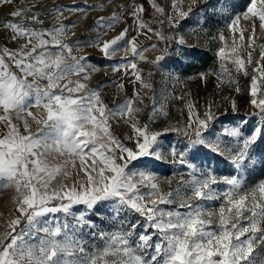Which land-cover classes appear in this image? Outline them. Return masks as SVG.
Here are the masks:
<instances>
[{"label": "snow or ice", "instance_id": "6c2138e0", "mask_svg": "<svg viewBox=\"0 0 264 264\" xmlns=\"http://www.w3.org/2000/svg\"><path fill=\"white\" fill-rule=\"evenodd\" d=\"M13 3L0 0V7ZM148 3L154 16L164 18L157 22L173 28L192 11L183 10L181 0H172L170 13L154 0ZM221 6L235 9L228 0ZM82 7L87 8L28 0L2 22L18 47L0 48V182L14 188L12 211L17 215L0 224V264H264V178L246 187V176L264 172V43H257L264 38L257 35V22L264 33V0H245L242 13L228 25L231 43L216 52L217 86L240 94L239 77L247 78L250 105L238 124L222 131L215 128L214 102L201 113L185 96L176 97L188 110L183 124L156 131L141 123L145 97L152 100L155 114L149 120L168 112L163 104L157 111L152 82L137 61L160 71L169 43L184 45L185 40L153 29L143 19L146 9L135 0L107 19L100 17L96 39L88 45L106 58L123 47L125 56L112 70L139 85L110 108L99 86L89 87L91 73L99 69H89L87 57L73 54L79 40H71L74 25L64 23L66 9ZM125 13L132 24L104 39ZM241 19L248 26L242 27ZM130 30L152 32L164 47L152 44L158 54L148 58L147 48H138L136 38L129 37ZM219 39L225 41L223 33ZM117 89L124 91V84ZM223 99L239 112L235 98ZM113 122L127 125L128 133L115 135ZM167 132L186 142L165 154L159 138ZM201 152L224 157L235 174L218 177L207 165L197 166ZM162 161L186 168L187 179L174 173L176 186L167 180L165 191L156 174ZM218 184L227 188L220 191ZM216 200L218 208L205 207ZM77 206L84 211H74ZM102 208L112 217V231L98 228L86 215H99ZM84 228L101 241L91 251L82 239Z\"/></svg>", "mask_w": 264, "mask_h": 264}, {"label": "rangeland", "instance_id": "374dc122", "mask_svg": "<svg viewBox=\"0 0 264 264\" xmlns=\"http://www.w3.org/2000/svg\"><path fill=\"white\" fill-rule=\"evenodd\" d=\"M133 0H45V5L51 7L52 5H64L69 6L81 5L87 6L80 11H71L66 9L64 12L67 19L64 23L68 26L76 28L77 38L81 43L82 56L87 57L86 63L91 67H96L99 71L91 73V79L89 81V87L96 88L99 86L102 98L108 106L114 107L124 101L125 93L131 96L135 88L139 85H133L130 83L129 76H124L123 72H113V65L120 62L125 56L124 48L121 47L120 51H117L115 55L111 57H104L98 48L88 46L92 40L96 39V21L100 17L109 18L114 12L120 11V6L127 8ZM137 4H142L146 11L142 13L143 19L151 25L153 29L162 30L166 35H174L177 39L183 37L185 40L184 45H178L175 42H170L168 45L169 54L168 58L161 63V70L157 71L154 65L148 64L145 61H137L138 67L143 70V75L150 79L153 85L154 99L157 101V111L160 110V105L163 104L165 110L168 112V116H156L155 119L149 120L148 117L154 116L152 111V100L148 97L144 99V111L139 114L141 123H149L152 130L162 131L169 125H176L177 122L183 124L187 120L188 110L184 101L176 99V97L185 96L186 100H190L196 105V110L203 112L206 103H215L218 107L216 115L218 117L215 122V128L217 131H222L224 127H231L238 124L242 117L249 111V97H248V83L247 78L240 76L239 83L242 88L240 94L231 91L227 85L218 87V80L216 73H219V66L215 70L206 71L203 73H191L189 74L188 65L194 61L196 54H202L204 52H213L216 54L219 47L225 43H231V32L228 30V25L231 19L236 15L241 14L244 9L245 0H228L230 5H235V9L232 7L223 8L221 5L224 0H197L193 5L192 0H181L182 9L187 11L191 7L192 11L188 17L182 19L178 28L169 27L166 23L160 24L157 21L163 20L162 16L156 14L154 16V9L148 0H135ZM155 3L165 8L166 12H171L172 0H154ZM28 0H15V3L0 7V48L8 47L10 49H16V45L8 40L4 36V29L2 22L5 21L9 13H11L15 7L27 4ZM19 5V6H18ZM211 5V6H208ZM132 17L125 13L121 17V22L117 23L114 29L109 30L103 37L104 39H111L118 35L126 26L132 24ZM241 26H248L249 22L241 19ZM144 32L146 30H139ZM223 33L225 41L222 42L219 39L220 34ZM257 35L264 37V33H260L257 22ZM129 37H135L138 48H147L144 55L148 58H153L157 53L156 49L151 47L152 44H157L158 47H164L160 43L156 36L152 32L147 34H139L137 30H130ZM247 39V33H246ZM121 45L124 41L119 42ZM257 43H264V38L257 41ZM175 49V51H173ZM254 56L258 57V51L254 53ZM131 57L129 56V59ZM219 63V62H218ZM219 65V64H218ZM130 71V70H129ZM195 71V70H193ZM150 74V75H149ZM201 74H207L206 79H201ZM75 79V77H73ZM124 84V91L117 89V84ZM231 96L237 100L239 105V112H233L231 105L228 101L223 99L224 97ZM223 113V115H221ZM35 128V125L33 126ZM23 130V129H21ZM129 128L122 122H113V132L117 136H124L128 133ZM183 136H179L174 132H167L159 138L161 145L160 151L167 153L172 146L182 147L185 143ZM197 166L207 165L215 175L218 177L225 175L235 174V170L229 164L224 157H218L214 154L207 152L198 153L195 161ZM187 169L180 166H173L167 161H162L159 164L156 174L160 178L161 186L165 191L168 190L167 180H172V186L175 187L178 176L174 173L183 174L187 179ZM264 178V172L255 171L250 176H246V187L251 186L253 181ZM5 182H0V224L10 214L17 215L13 212V196L15 190L11 186H4ZM220 191L227 188L226 185L218 184L215 186ZM195 203V201H194ZM220 201H207L205 207L212 209L218 208ZM174 207V205H173ZM74 211L79 213L84 211L83 206H77ZM183 211V209H181ZM86 215L95 222L98 228L104 231L113 230V220L107 208H102L99 215L95 212L86 213ZM123 218V214H121ZM138 229L137 231H141ZM3 231V228H0ZM88 228H84L82 239L87 242L88 239H96V245L101 244L100 239L92 238Z\"/></svg>", "mask_w": 264, "mask_h": 264}, {"label": "trees", "instance_id": "16d2710c", "mask_svg": "<svg viewBox=\"0 0 264 264\" xmlns=\"http://www.w3.org/2000/svg\"><path fill=\"white\" fill-rule=\"evenodd\" d=\"M218 59L213 52H204L202 54H196L194 61L190 62L188 65L189 74L203 73L210 70H215L218 68ZM195 70V71H193ZM96 239H88L85 243L86 248L91 251L96 245Z\"/></svg>", "mask_w": 264, "mask_h": 264}, {"label": "built area", "instance_id": "2783aa9c", "mask_svg": "<svg viewBox=\"0 0 264 264\" xmlns=\"http://www.w3.org/2000/svg\"><path fill=\"white\" fill-rule=\"evenodd\" d=\"M23 5H25V4H23ZM23 5H20L19 7H21V6H23ZM17 8H18V7H17ZM46 26L51 27V26H52V25H51V22H49ZM69 27H71V26H69ZM71 31L75 32V36H74V37H71V40H76V38H77L76 28H75V27H71ZM4 36H5L8 40H11V39H10V36H9V33L6 32L5 30H4ZM11 41H12V40H11ZM12 42H13V41H12ZM69 42H71V41H69ZM13 43H14V42H13ZM14 44H15V43H14ZM15 45L18 47L17 44H15ZM72 46H73V49H74V53H73V54L82 56V51H80L79 53H77V52L75 51V49H77V48L81 49V43L79 42V43H77V44H73Z\"/></svg>", "mask_w": 264, "mask_h": 264}, {"label": "crops", "instance_id": "0c3cea01", "mask_svg": "<svg viewBox=\"0 0 264 264\" xmlns=\"http://www.w3.org/2000/svg\"><path fill=\"white\" fill-rule=\"evenodd\" d=\"M18 6H19V5H18ZM14 8H16L15 5H14ZM15 47L17 48V46H15ZM257 171H261V170L258 169ZM261 172H262V171H261ZM247 177H248V176H247Z\"/></svg>", "mask_w": 264, "mask_h": 264}]
</instances>
